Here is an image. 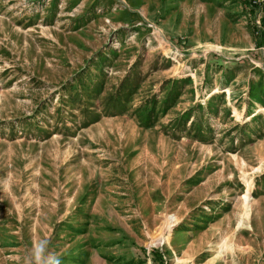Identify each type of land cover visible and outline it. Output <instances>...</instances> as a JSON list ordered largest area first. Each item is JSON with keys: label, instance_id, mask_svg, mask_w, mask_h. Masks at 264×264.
I'll use <instances>...</instances> for the list:
<instances>
[{"label": "rangeland", "instance_id": "374dc122", "mask_svg": "<svg viewBox=\"0 0 264 264\" xmlns=\"http://www.w3.org/2000/svg\"><path fill=\"white\" fill-rule=\"evenodd\" d=\"M260 36L264 0H0V264H264Z\"/></svg>", "mask_w": 264, "mask_h": 264}, {"label": "trees", "instance_id": "16d2710c", "mask_svg": "<svg viewBox=\"0 0 264 264\" xmlns=\"http://www.w3.org/2000/svg\"><path fill=\"white\" fill-rule=\"evenodd\" d=\"M263 36L261 37H259V40H260V42L258 43V45H261L262 43H263ZM152 254L154 255V259L156 260V259H158V258H160V259H162L163 260V255L162 254H159V250H157V249H154L153 250V252H152Z\"/></svg>", "mask_w": 264, "mask_h": 264}]
</instances>
